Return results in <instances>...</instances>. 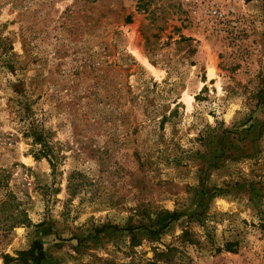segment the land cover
<instances>
[{"label":"rangeland","instance_id":"1","mask_svg":"<svg viewBox=\"0 0 264 264\" xmlns=\"http://www.w3.org/2000/svg\"><path fill=\"white\" fill-rule=\"evenodd\" d=\"M0 264H264V0H0Z\"/></svg>","mask_w":264,"mask_h":264},{"label":"trees","instance_id":"2","mask_svg":"<svg viewBox=\"0 0 264 264\" xmlns=\"http://www.w3.org/2000/svg\"><path fill=\"white\" fill-rule=\"evenodd\" d=\"M32 131V130H29ZM32 146L34 148V159L39 160L40 158H45L47 162L49 163L52 172L55 168V161L57 160V157L54 155V152L52 148L49 146L45 135L42 132H37L35 129L33 130L32 134ZM175 218V214H167L163 218H160L156 221L154 224L157 227V230L154 232H150V235L157 237L161 234V231L166 227V222H172ZM165 222V224H164ZM160 227V228H159ZM37 245V244H36ZM39 247V245H37ZM39 250L41 252V247H39ZM8 258H4V262H6ZM38 260H42V257H40Z\"/></svg>","mask_w":264,"mask_h":264}]
</instances>
